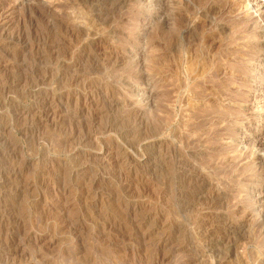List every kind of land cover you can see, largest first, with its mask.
<instances>
[{
	"label": "rangeland",
	"instance_id": "374dc122",
	"mask_svg": "<svg viewBox=\"0 0 264 264\" xmlns=\"http://www.w3.org/2000/svg\"><path fill=\"white\" fill-rule=\"evenodd\" d=\"M0 264H264V0H0Z\"/></svg>",
	"mask_w": 264,
	"mask_h": 264
},
{
	"label": "bare ground",
	"instance_id": "6f19581e",
	"mask_svg": "<svg viewBox=\"0 0 264 264\" xmlns=\"http://www.w3.org/2000/svg\"><path fill=\"white\" fill-rule=\"evenodd\" d=\"M189 8V7H188ZM174 16V15H173ZM233 21V20H232ZM239 26V25H238ZM243 26V25H242ZM190 29V28H189ZM158 34V33H157ZM186 34V33H185ZM175 37V36H174ZM176 38V37H175ZM175 38H173V39H175ZM176 40V39H175ZM188 41V40H187ZM178 44V43H177ZM183 47H184V45H182ZM181 49V48H180ZM208 97V96H207ZM202 104V103H201ZM159 120V119H158ZM161 120V119H160ZM217 125V124H216ZM198 126V125H197ZM218 127V126H217ZM198 128V127H197ZM196 128V129H197Z\"/></svg>",
	"mask_w": 264,
	"mask_h": 264
}]
</instances>
